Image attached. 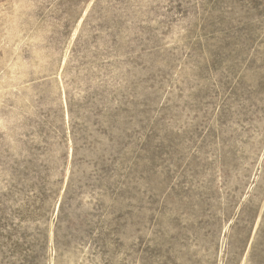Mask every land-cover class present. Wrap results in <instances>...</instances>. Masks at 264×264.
<instances>
[{"label":"rangeland","instance_id":"1","mask_svg":"<svg viewBox=\"0 0 264 264\" xmlns=\"http://www.w3.org/2000/svg\"><path fill=\"white\" fill-rule=\"evenodd\" d=\"M0 264H264V0H0Z\"/></svg>","mask_w":264,"mask_h":264}]
</instances>
